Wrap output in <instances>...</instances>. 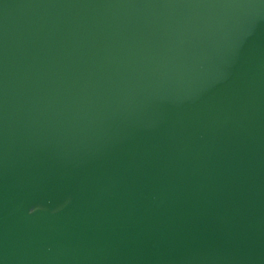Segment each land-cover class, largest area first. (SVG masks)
<instances>
[{
  "label": "water",
  "instance_id": "1",
  "mask_svg": "<svg viewBox=\"0 0 264 264\" xmlns=\"http://www.w3.org/2000/svg\"><path fill=\"white\" fill-rule=\"evenodd\" d=\"M0 264H264V0H0Z\"/></svg>",
  "mask_w": 264,
  "mask_h": 264
}]
</instances>
